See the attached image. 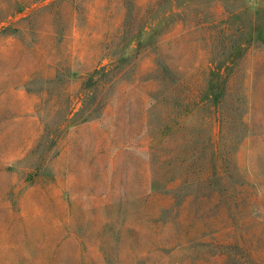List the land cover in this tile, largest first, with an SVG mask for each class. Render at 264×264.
<instances>
[{"label":"rangeland","instance_id":"rangeland-1","mask_svg":"<svg viewBox=\"0 0 264 264\" xmlns=\"http://www.w3.org/2000/svg\"><path fill=\"white\" fill-rule=\"evenodd\" d=\"M0 264H264V0H0Z\"/></svg>","mask_w":264,"mask_h":264}]
</instances>
